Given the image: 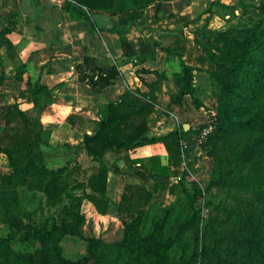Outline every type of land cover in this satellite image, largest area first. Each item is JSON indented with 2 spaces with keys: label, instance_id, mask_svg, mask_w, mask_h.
<instances>
[{
  "label": "trees",
  "instance_id": "trees-1",
  "mask_svg": "<svg viewBox=\"0 0 264 264\" xmlns=\"http://www.w3.org/2000/svg\"><path fill=\"white\" fill-rule=\"evenodd\" d=\"M152 3L162 15L173 17L175 23L181 24L194 37L188 53L200 52L195 61L214 66L205 69L213 87L212 122L184 130L183 123L188 120H181L167 133L151 135L147 117L154 111L155 101L148 94H142L144 99L127 94L120 100H109L97 106L90 119L69 114L67 123L81 130L83 139L77 145L66 146L98 163L96 173L79 181L74 177L79 168L77 165L69 167L67 163L50 169L45 165L41 151L39 155L31 152L33 145H48L49 132L42 129L39 120L28 115L17 102L8 104L2 111L0 123V154L7 157L10 171L0 177L11 178L22 170L34 171V186L44 194V205L55 207L61 204L59 222L51 226L41 222L23 229L21 242L32 239L38 243L28 255V264H80L66 258L58 242L66 234L77 233L76 228L69 229L68 224L83 222L84 217L80 214L83 200L91 202L99 214L106 213L110 201L106 194L108 172L118 173L119 169L114 164L108 165L104 154L156 142L163 143L168 154L167 164L163 165L158 155L133 160L154 182L153 188L148 190L144 185L132 184L123 186L117 207L122 236L114 243L90 239V257H94V264H187L184 260L176 262L171 256L176 239L166 235L168 210L162 207V201L167 187L180 175L187 174L186 168L192 161L191 155L185 161L187 147L182 140L188 141V134L197 135L207 126L213 128L208 136L219 142L221 149H228L233 160L255 167L253 177L256 183L250 185L248 196L240 198L228 211L227 217H235L239 223L227 246L207 243L193 257L203 261L202 264H264V243L260 241V237L264 241V0H237L235 4L211 0L192 19L188 14L173 13L170 0H62L59 9L69 21L88 22L89 33H98L102 29L93 21L91 10L118 12L119 25L108 30L123 38L130 25H138L144 18V8ZM214 15L224 19L228 16L227 21L238 18L243 24L238 29L232 22L227 27L212 29L208 24ZM14 24V13H11L0 30V48L5 49L9 60L23 73L25 64L7 37ZM160 48L169 53L165 47ZM180 61L181 71L173 76L178 91L169 95L170 102H180L184 108L188 100L195 108H204L192 85L193 71L201 68ZM222 68L226 69L225 74L221 72ZM73 69L77 80L87 84L95 98L113 85L120 74L116 64L101 67L95 56L88 55L75 59ZM38 81L32 86L31 93L43 94L47 100L60 86L49 89ZM156 83L149 84L152 91ZM86 122L90 124L89 132L84 126ZM22 148L25 153L21 157L15 156L14 153L18 154ZM154 205L161 211L150 217L147 226V210ZM18 223L22 224L21 221ZM185 228L186 225L181 227L182 232ZM95 246L99 248L98 253ZM110 246H114L115 254L108 259L104 253Z\"/></svg>",
  "mask_w": 264,
  "mask_h": 264
},
{
  "label": "crops",
  "instance_id": "crops-1",
  "mask_svg": "<svg viewBox=\"0 0 264 264\" xmlns=\"http://www.w3.org/2000/svg\"><path fill=\"white\" fill-rule=\"evenodd\" d=\"M197 1L170 0L171 10L175 14H188L192 19L211 0H203L199 6L195 3ZM61 2L62 0H0V30L10 13H14L15 24L7 37L14 45L19 59L25 64L23 77L32 83L40 80L49 89L60 85L51 92V99L42 105L39 114L42 129L49 132L48 145L41 144L48 168L57 169L67 163L70 166L75 164L79 167V172H75L74 177L79 181L96 173L97 162L90 161L85 154L66 146L77 145L83 139V132L67 123L66 117L74 113L85 119L93 118L97 106L109 100H120L127 94L141 99H144L142 94L153 97L155 109L147 117L151 135H163L181 120H188L185 122L189 125L187 129L196 128L197 124L192 121L191 115L197 108L188 100L183 108L180 102L171 103L169 99V95L178 91L173 76L181 71L180 60L201 68L193 71L195 96L206 105L208 94H211L210 79L205 71L209 65L195 61L200 55L199 51L188 53L193 46L194 37L186 28L175 23L173 17L162 15L156 4L152 3L144 10V18L138 25H130L123 38L115 31L108 30L119 25L118 12L91 10L93 21L102 29L98 33H89L88 22L69 21L65 18L59 9ZM214 17L217 16L211 18L208 26ZM161 46L168 49L169 53ZM85 55L95 56L96 63L101 67L116 64L120 71L116 82L97 98L87 84L77 80L73 69L75 59ZM0 57L3 62L10 61L4 48H0ZM155 82L156 88L152 91L149 84ZM32 106L33 103L30 102L24 108ZM84 126L89 132L90 124L86 122ZM149 155H158L163 165L168 162V154L161 142L104 154L106 163L114 164L119 169L118 173L110 171L107 176L106 194L110 201L106 214L112 220L118 218V201L125 184L144 185L148 190L153 188L151 178L139 168V163H133L134 159ZM0 156L6 157L4 154ZM84 159L89 162L87 167L81 162ZM87 211L102 216L91 202L83 200L80 212Z\"/></svg>",
  "mask_w": 264,
  "mask_h": 264
},
{
  "label": "rangeland",
  "instance_id": "rangeland-1",
  "mask_svg": "<svg viewBox=\"0 0 264 264\" xmlns=\"http://www.w3.org/2000/svg\"><path fill=\"white\" fill-rule=\"evenodd\" d=\"M217 1L225 4L237 2V0ZM202 2L203 0H198L195 3L199 6ZM236 13L239 14V9ZM227 17L225 16V19L214 17L208 27L220 29L232 22L237 25V29L241 28L243 23L240 19L233 18L227 21ZM210 68L213 69L214 66L206 67V69ZM220 70L226 73L225 68ZM24 72L19 71L17 64L8 60L3 62L0 57V123L4 108L14 102H17L33 119L39 120L41 107L47 99L43 94L31 93L35 82L32 83L25 76L23 77ZM38 84H42L40 80ZM212 90L211 84V94H208L205 107L197 109L191 115L192 121L197 125L212 122ZM30 102L33 106L24 108ZM212 129L211 126L206 134L200 132L197 135H187L188 141H184V147H187L185 161H188L187 158L191 155V164L186 168L187 174H182L180 179L173 180V184L169 185L164 193L162 207L168 210L165 231L166 235L176 239L171 253L176 262L184 260L187 264H202L203 261L200 262L193 257L202 246L216 242V246L226 247L228 239L236 234L239 223L235 217H227L228 211L235 207L240 198L248 196L250 185L256 183L253 177L255 167L249 163L233 160L228 149H221L219 142L208 136ZM39 151L41 145L32 146L31 152L34 155H39ZM24 153L25 149L22 148L18 154L16 152L14 154L21 157ZM81 162L84 167L89 163L86 159ZM9 171L7 157L0 156V175ZM60 207L61 204L55 207L44 205V194L34 186V171L22 170L11 178L0 177V264H28V255L38 243H34L32 239L21 242L23 229L41 222H46L48 226L59 222ZM160 211L157 205L148 208L147 226L150 217ZM80 214L84 217L82 223L76 225V222L71 221L68 224V228H76L77 233L71 236L64 235L58 245L66 258L79 261L80 264H94L95 259L93 256L90 257L88 249L91 244L90 239L114 243L122 236V222L119 218L112 220L106 213L101 214L102 216L88 211ZM183 225L187 228L182 232ZM260 241L264 243L262 237ZM113 248L114 246H110L105 251L106 258L111 259L114 256ZM98 252L99 248L96 249V253Z\"/></svg>",
  "mask_w": 264,
  "mask_h": 264
},
{
  "label": "built area",
  "instance_id": "built-area-1",
  "mask_svg": "<svg viewBox=\"0 0 264 264\" xmlns=\"http://www.w3.org/2000/svg\"><path fill=\"white\" fill-rule=\"evenodd\" d=\"M210 128H211V126H207V127L202 128L201 133L202 134H206L207 131H209ZM177 178L180 179V177H177Z\"/></svg>",
  "mask_w": 264,
  "mask_h": 264
},
{
  "label": "water",
  "instance_id": "water-1",
  "mask_svg": "<svg viewBox=\"0 0 264 264\" xmlns=\"http://www.w3.org/2000/svg\"><path fill=\"white\" fill-rule=\"evenodd\" d=\"M188 127H189V125L187 123H183L184 130L187 129Z\"/></svg>",
  "mask_w": 264,
  "mask_h": 264
}]
</instances>
